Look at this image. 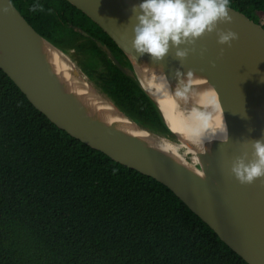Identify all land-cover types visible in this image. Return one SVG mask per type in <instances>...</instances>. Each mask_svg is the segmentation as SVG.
I'll return each instance as SVG.
<instances>
[{"label": "trees", "instance_id": "obj_1", "mask_svg": "<svg viewBox=\"0 0 264 264\" xmlns=\"http://www.w3.org/2000/svg\"><path fill=\"white\" fill-rule=\"evenodd\" d=\"M10 1L55 46L101 61L97 76L79 67L132 121L173 139L136 81L95 41L76 42L68 22L85 21L129 66L87 17L65 0ZM230 8L257 24L264 17V0H230ZM0 264L246 263L166 187L58 129L0 70Z\"/></svg>", "mask_w": 264, "mask_h": 264}, {"label": "water", "instance_id": "obj_2", "mask_svg": "<svg viewBox=\"0 0 264 264\" xmlns=\"http://www.w3.org/2000/svg\"><path fill=\"white\" fill-rule=\"evenodd\" d=\"M65 1L94 23L120 50L128 67L121 65L107 46L96 42L113 66L136 81L156 107L173 139L132 121L78 70L73 60L72 74L78 78L72 80L52 65L46 46L62 54L73 50L64 51L38 34L10 0H0V70L58 129L112 161L163 185L246 264H264V183L256 180L252 185H240L227 174L228 161L243 150L241 142L264 135L263 26L230 8L232 23L218 27L232 30L238 34V39L231 47L223 46L221 55L215 34L205 35L196 42V51L189 54L180 68L179 62L172 59V52L158 63H152L147 54L136 58L131 48L135 20L133 17L129 22V18L133 15V5L142 0ZM201 48L206 49L203 55ZM177 68L184 72L191 69L203 78L197 81L207 92L208 104L206 97L201 101L209 106L213 135L201 146L191 145L171 131L160 108L139 80V74L158 80L164 72L174 89L176 81L172 79V72ZM74 82L86 92L79 91ZM209 86L215 91H209ZM169 93L179 105L185 104V99L177 100ZM100 102L110 104L117 115L140 132L157 135L174 142H171L173 145L184 141L194 152L197 164L172 154V158L167 157L169 153L136 134L127 124L114 120L105 106L98 105ZM245 113L248 119L241 118ZM222 122L229 136L227 144L219 141Z\"/></svg>", "mask_w": 264, "mask_h": 264}, {"label": "clouds", "instance_id": "obj_3", "mask_svg": "<svg viewBox=\"0 0 264 264\" xmlns=\"http://www.w3.org/2000/svg\"><path fill=\"white\" fill-rule=\"evenodd\" d=\"M229 11L230 0H142L131 9L133 15L129 22L133 17L135 20L131 29V48L136 58L147 54L152 63L161 62L172 52V59L178 61L182 68L189 54L196 51V42L214 33L216 43L221 46L220 54L223 55V46L231 47L232 42L238 39L237 33L218 27L232 23ZM205 51L201 48V55ZM180 68L172 72V79L176 81L174 89L164 72L158 77L161 88L170 91L177 100L187 97L194 80L203 79L191 69L184 72ZM209 91L215 90L209 86ZM199 118L206 120L208 116L202 114ZM241 118L248 119L246 113ZM219 141L220 144L229 142L223 122ZM241 147L240 155L228 161L227 174L240 185H252L256 180L264 183V135L259 139H244Z\"/></svg>", "mask_w": 264, "mask_h": 264}, {"label": "bare ground", "instance_id": "obj_4", "mask_svg": "<svg viewBox=\"0 0 264 264\" xmlns=\"http://www.w3.org/2000/svg\"><path fill=\"white\" fill-rule=\"evenodd\" d=\"M45 51L49 60L53 63L52 65L58 67L64 75H67V77L71 80L75 79L74 77L78 78L76 74H72L74 67L69 58L70 52L62 54L51 46H46ZM138 76L143 88L154 99L160 108L163 113L164 120L170 127L171 131L180 136L184 141L189 142L191 145L197 144L201 146L202 144L208 142L210 135H213L209 126V122L211 120L210 109L208 105L202 103L201 101L203 97L207 98V92L202 89L199 81L196 80L198 84L193 81L190 92L185 98V104H183L182 107L174 100V98H172L168 90L161 88V82L159 80H154L152 77L147 78L141 74ZM74 85H76L78 90L82 93L86 92L77 83ZM98 105L105 106L106 112L110 113V115L114 117V120L122 121L125 125L127 124L133 131H135L136 134L145 137L159 149L169 153L166 154L167 157L172 158V154L177 158L189 159L194 165L197 164L194 152L190 150V146L184 141L182 143L178 142L177 145H173L171 142L166 141L157 135H152L144 130L140 132L136 128L132 127L131 122L129 123V121L127 122L124 120L122 116L117 115L113 111L110 104L100 102ZM202 114H206L208 118L206 120L200 119L199 117ZM179 152H183L186 157L181 156Z\"/></svg>", "mask_w": 264, "mask_h": 264}, {"label": "rangeland", "instance_id": "obj_5", "mask_svg": "<svg viewBox=\"0 0 264 264\" xmlns=\"http://www.w3.org/2000/svg\"><path fill=\"white\" fill-rule=\"evenodd\" d=\"M259 24L260 25H264V17L261 18ZM67 26L68 27H73V29L75 31H79L80 32V30L77 27L72 26L69 22H68ZM69 52H70V54H69L70 60H73V62L75 63V65L77 66L79 71H81V68L79 66H80V64L82 62L85 64V66L88 68V70L92 72V74L94 76H97V74L101 73L104 70V68H105L104 65L101 63V61H99L98 59H87V57L85 55H83V54L81 56V55L75 54L74 51H69ZM89 52H90V55H93V50L92 49H90ZM82 74L84 75L83 72H82ZM172 143H174V142H172ZM179 154L181 156H185L183 152H179Z\"/></svg>", "mask_w": 264, "mask_h": 264}, {"label": "flooded vegetation", "instance_id": "obj_6", "mask_svg": "<svg viewBox=\"0 0 264 264\" xmlns=\"http://www.w3.org/2000/svg\"><path fill=\"white\" fill-rule=\"evenodd\" d=\"M71 11L72 10L68 8V13H70ZM77 28L80 30V35H81L79 40L76 41L78 44H80V45L88 44L89 40H93L95 42H100V43L104 42L105 46H107L111 50V52H113V50H114L113 47L108 46V43H106V39L103 38L101 36V34L98 33L93 27H90L89 25H87L85 23V21L83 22V27L78 26ZM83 30H84V32H83ZM117 60L120 62L121 65L127 66L124 61L120 60V58H118Z\"/></svg>", "mask_w": 264, "mask_h": 264}]
</instances>
